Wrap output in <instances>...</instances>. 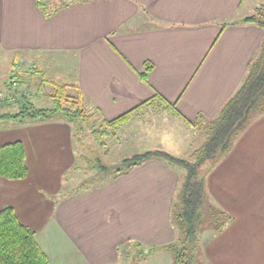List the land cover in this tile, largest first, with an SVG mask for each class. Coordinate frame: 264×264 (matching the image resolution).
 <instances>
[{"label": "crops", "instance_id": "obj_1", "mask_svg": "<svg viewBox=\"0 0 264 264\" xmlns=\"http://www.w3.org/2000/svg\"><path fill=\"white\" fill-rule=\"evenodd\" d=\"M263 2L0 0V55L12 57L0 93L14 71L30 96L28 78L40 87L44 77L48 84L74 88L102 121L132 111L127 125L145 121L143 135L151 136L162 131L156 130L157 119L144 117L172 113L173 130L164 132L174 139L154 142L175 155L182 138L192 139L191 129L196 141L202 125L195 122L216 118L247 77L264 30L245 19ZM149 66L145 80L141 72ZM163 98L173 103L171 110ZM5 122L0 145L21 141L28 173L20 179L0 176V211L15 210L36 232L51 264H119L122 237L160 249L178 237L172 208L179 168L152 159L76 196L63 191L81 144L72 126ZM207 192L226 220L220 233L213 228L203 250L206 260L264 264V115L248 124L209 173Z\"/></svg>", "mask_w": 264, "mask_h": 264}, {"label": "trees", "instance_id": "obj_2", "mask_svg": "<svg viewBox=\"0 0 264 264\" xmlns=\"http://www.w3.org/2000/svg\"><path fill=\"white\" fill-rule=\"evenodd\" d=\"M264 30V2L245 19ZM147 71L141 72L147 79ZM43 84L47 83L42 77ZM50 96L55 105L52 108H40L28 94L12 108L3 101L0 104V121H12L19 124L40 121H64L69 123L74 135L82 142L81 136L89 132L100 147H107V137L115 136L121 126L132 117L129 111L109 121L99 119L97 112L87 107L81 94L68 92L66 84H51ZM160 99L162 97L160 96ZM169 110L173 106L163 98ZM5 108V109H4ZM2 109V110H1ZM264 115V39L258 55L252 60L250 70L235 92L223 105L219 115L209 123L202 120L195 126L203 127L207 136L204 143L195 151L194 159L189 160L173 155L163 149H151L133 153L114 165L99 157V180L124 174L146 161L156 159L185 170V179L179 195V201L172 208V221L179 242L172 247L173 264H199L197 261L199 234L203 225L212 219L215 221V233H220L225 225V212L211 203L207 192V177L214 167L231 151L235 141L244 129L256 117ZM197 124V125H196ZM28 173L25 146L21 141L0 145V176L9 179L24 178ZM166 247V246H165ZM0 264H51L49 257L36 240V232L20 222L15 210L6 207L0 211Z\"/></svg>", "mask_w": 264, "mask_h": 264}, {"label": "rangeland", "instance_id": "obj_3", "mask_svg": "<svg viewBox=\"0 0 264 264\" xmlns=\"http://www.w3.org/2000/svg\"><path fill=\"white\" fill-rule=\"evenodd\" d=\"M11 59L12 57L9 54L0 55V83H4V81H6V75H8V70L10 69ZM10 77L8 78V81ZM27 84L29 85L28 88H30L32 91L34 90V94L31 97L36 106L40 108H52L55 105L54 100L50 96V91L52 90L51 84L44 83L40 85V87H38L39 84H37L36 86V83H34L31 78H28ZM68 92L74 95L77 93L74 88H69ZM152 113H150L148 116H145L144 120L149 119V122H151V120L157 119L156 123L158 124L156 126V130L162 131L159 132L160 134L156 133L152 134V136L145 134L143 135L142 126L144 125V123H146L145 121H142L139 126L137 125L136 127L134 125L128 126L126 123L118 130L117 137H107L106 141L109 144V150L104 147H100L99 149V145L95 142L90 133L85 132L81 136V144H79V142L76 140L78 151L76 155L77 164L64 176L65 183L63 191H67L69 189L71 190V194L79 193L76 196L83 197L86 196L85 194L93 193L97 189H99V182L103 181L99 180L100 156H102L106 164L114 165L121 161V159L125 155L144 152L148 149L151 150L162 148L164 150V146H155L156 144L154 142V139L159 140L162 138L163 141L174 139L173 133L164 132L167 130H173V127L171 126L173 114L169 112H163L161 114L152 115ZM4 125H6V122L1 121L0 126L3 127ZM134 127L135 129H133ZM197 130L199 131V133L196 141L194 142L196 136L195 131L194 129H191L192 139H187L185 141V139L182 138L183 146L180 149H175V151H177L175 155H181L182 158L189 160L194 159L195 151L204 143V140H206L207 137L204 134L203 127H199ZM130 137H132L133 139L130 140ZM135 139L136 141L141 142H137V144H135ZM178 170L180 172L181 179L178 184L175 202L179 201V195L182 190V185L184 183L186 175L185 170H183L182 168H179ZM212 219H215V217ZM212 219H208V221L203 225L199 234L200 254L197 259L199 264H210L204 257L203 250L213 234L215 221ZM122 238L120 245L117 247L119 264H173L174 256L172 247L178 244L179 236L173 242H169L168 246L162 248H167L165 249L164 253H160L162 249H160L159 247L149 248L148 246H145L141 243L133 244L132 242H128L125 237ZM209 261L211 262L210 259Z\"/></svg>", "mask_w": 264, "mask_h": 264}, {"label": "built area", "instance_id": "obj_4", "mask_svg": "<svg viewBox=\"0 0 264 264\" xmlns=\"http://www.w3.org/2000/svg\"><path fill=\"white\" fill-rule=\"evenodd\" d=\"M26 95H28V90L22 87V82L18 76V73L14 71L9 79L7 91L0 93V104L4 100L15 103Z\"/></svg>", "mask_w": 264, "mask_h": 264}]
</instances>
